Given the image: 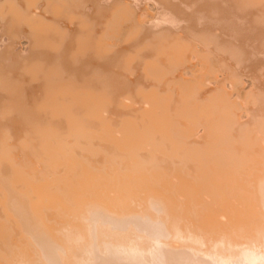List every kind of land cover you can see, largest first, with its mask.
<instances>
[{"label": "bare ground", "instance_id": "6f19581e", "mask_svg": "<svg viewBox=\"0 0 264 264\" xmlns=\"http://www.w3.org/2000/svg\"><path fill=\"white\" fill-rule=\"evenodd\" d=\"M14 1L12 2L11 0L9 3L10 5L8 2L5 4L4 1L3 4L0 3L3 5V9L5 8L8 10L6 12L4 9L6 14H3L4 11L0 9V81L5 80L4 78H10L8 80L12 78L13 80L15 76H19L17 79L20 78V80L18 79L19 82L22 81L19 83V85H22L19 87L22 88L17 90L19 88H16V84H13L15 83L13 82L14 80L11 81L13 83L10 84H12L13 88L15 87L14 89H16L15 91H17L15 93L11 92V94L14 93L12 95H14L13 97L15 99H22L23 101L18 103L13 97H8L6 92L11 89H6L7 91H5L1 85L5 82H0V264H264V110L262 111V109H260V106H264V101L262 102L261 100L264 98L261 96L264 92L261 94L262 91H259L261 97L258 96V93L254 95L255 97L258 96L257 99L259 98L258 101L261 100L262 105L256 101L254 96H249L251 94L248 95L250 91L253 95L255 91L259 90L255 87H259L260 90L264 87V0H142L143 2H139V0H135L134 2L131 0L132 4L131 1L127 0L130 6L126 3L127 6L124 8L125 11L122 8L120 10L121 12L119 10L117 11L116 8L118 9V6L119 9L120 6L124 7V5L121 4L124 0H119L121 2H117L118 4L111 3V7L113 4V10L116 12H113V10L111 12V8L105 3H110L112 0H105L103 2L100 0L101 4L105 3V5L110 8L109 11L106 6L101 5L102 7H106L108 11L105 8H103V10L110 13L107 15L105 14L106 11H104L102 13L103 15L99 14V16L103 17L101 18L102 22H98L100 28L108 31L107 33L112 32V34L119 30L118 34H120V37L114 34L113 36L115 37L112 36V38L110 36L112 34H110L108 35L110 40L106 38L108 37L106 31L105 35L100 33V36H98L99 34H96L100 30L99 26L96 33L88 30L92 28V31H95L97 28L94 24H97L99 19H96L97 21L92 19L96 22L93 24L91 17L88 16L92 15L93 8H98V6L96 7L95 5L96 2H99L98 0H94V2L92 0H87V2L92 1V3H88L91 5L89 8H87L86 2L82 1L87 8V10L84 8V12L89 11L87 15L84 14L83 9L79 15H76V11H73V9L77 10L79 8L80 10L83 7L81 2L78 4V1H75L82 7L77 5L72 10L70 7L69 11V9H66V3L69 1V3L73 5L74 2L72 0H66L65 3V0H61L62 3H60L62 5L59 4V6H63L62 11L65 10L64 12L67 13L68 10L69 13H75V15L73 13V15L71 14L72 18H70V15L67 13L70 19H68V21L67 16L62 14L64 12L61 11V7H58L57 1L59 3L60 0H45L47 3H44V0H41V2L39 0H31L29 5L28 0ZM22 1H24L25 5ZM35 1L41 4H37ZM147 1L149 3V6L148 3L147 6L153 10V13L151 14L150 9H147L150 11L149 14L151 15L144 20L141 19L142 21L140 22L138 14L140 12H147L145 11L147 8ZM11 2L14 6L11 5ZM30 3L32 4L31 6ZM50 3V11L54 9L52 8L53 5H57L55 8H57V10L60 8V12H62L59 14L62 20L58 18V20H56V22L59 21L58 24L54 20L56 19L54 16L58 17V15L52 16L51 13L54 12L52 11L50 13V7L45 6ZM76 3L74 5H76ZM36 4L37 6H35ZM41 5L45 7V10H43ZM16 6L17 8L19 7L20 11L14 8ZM28 6L29 8L32 6L34 8L36 7L35 13L32 12L30 16L27 15L28 13L25 14L26 10L28 12L32 9H29ZM64 6L66 8H64ZM101 6H99V9L94 10L100 11V8H102ZM143 6L144 8L146 6L145 10ZM1 7L2 6H0V8ZM138 7H142V9ZM136 8H138V10L135 13L134 9ZM10 9H12V11H10ZM139 9L141 10L140 12H138ZM41 10H43V12H48V14L50 13L48 18H51L47 20L48 18L46 19V17L48 14L46 13V15H43ZM122 10L125 14L122 13ZM142 10H144V12ZM99 11L96 12V14L102 12ZM130 11H133L137 16L130 17ZM14 12L17 16H14ZM117 12L119 15L121 13L124 14V16L128 14L130 19L127 16L124 17L122 14L119 16ZM33 13L37 16V18L35 16V19L39 20L37 24L35 19L32 20ZM20 14L22 15L20 16ZM4 15L6 16L4 17ZM93 15V18H95L96 15ZM106 15L108 19L110 16L109 20L112 19V22L106 18ZM13 16L17 18L16 20L20 17V20L15 21ZM75 16L77 18L79 16L80 18L77 19L78 22L76 23L74 22L76 21ZM86 16L89 18L88 21L91 22L87 21V23L83 22V24L78 25V23H82L83 20H87ZM7 17H9L10 20L7 24L8 27L13 26L11 29L14 30L15 34L16 32L19 33V36H16L17 34H11L10 31L12 32L13 30H7ZM63 17H66L65 21ZM120 17H124L126 24L123 18L121 20L124 22L123 24L126 30L124 25L121 24L122 22H119ZM10 18H13L15 22ZM104 18L107 19L109 24L105 22L106 19L104 21ZM125 18L131 22L138 21L136 23H139V27L141 26L140 31H137L139 27H137L136 23L132 25L137 28H134L136 32L135 30L133 31V28L130 27L133 23L127 22ZM131 18H133V21ZM23 19H25V21ZM29 19L30 22L28 21ZM50 19H52L53 22H50ZM73 19H75L73 21L75 25L73 22H70V24L73 25L72 27L77 25L80 26H77L80 30L76 27L75 32L83 33L81 30L88 31V33L84 31L81 38H78L80 35L74 32L75 27L68 28L71 27V25H68L69 21ZM117 19L118 22H116ZM259 19H262V22H260ZM22 20L23 22H27L22 23L25 24V26H27V24L28 26L33 24L34 20L35 24L29 26V29L27 27V29H25L24 25L18 24ZM51 23L55 26H59V24H62V27L65 26L63 28L56 26L57 29H59L58 31L53 29V31L55 30L57 33H60V35L59 33L56 34V36L60 37L54 35L51 36L52 38L55 37L52 39L50 36H48L49 38L46 36L50 34L52 30H50ZM102 23L107 26L112 25L111 27L115 26L117 30L113 27L115 30L110 31L111 28L108 30L101 26ZM118 23L120 24L119 27H122L125 33L127 30V32H129L127 28L130 27V32H135V35L131 32V34L133 33L132 36L130 33H127L128 36L125 37L124 31L119 29ZM16 25L22 26V28L18 31ZM35 25H37V27L38 25H40V27L42 26L41 30L40 27L34 29V31L38 30L41 32V34L40 32H38V34H40L42 38L39 37L36 39L35 34H37V31L32 35L34 31L31 27ZM81 25H85L83 26L85 29H83ZM46 26H48L47 28L50 30L48 34H46V32L43 33ZM55 26L53 28H56ZM66 27L70 32L68 29L67 32ZM28 30L31 31V34L28 33ZM62 30H66V32ZM190 32L194 33L191 34ZM6 33L8 34L7 38L5 36ZM65 33H68L66 38L62 36L65 35ZM27 34L35 38H32V40L29 38L31 36H27ZM42 34H45V36H42ZM85 34H87V36L84 37ZM189 34H191V36L196 34V38L199 36L197 41L200 43L203 40V43L200 44H203L202 46H206V48H208L207 45H205L207 43H204V41L213 38L210 40L211 42H208L210 46H214L215 43H211L215 40L216 46H223V50H234L233 53L232 51L228 52H231V55L226 53V58L228 56H233L235 52L237 53L239 57L237 58V55H235L236 58L234 57L235 60L233 59V64H235L234 67H236L237 70L240 69L239 71H241V74L239 72L235 74L239 73L241 76L238 74L240 77L237 75V77H233L231 74L232 76L230 75L229 77H233V81H235L234 78H236V81L244 89L243 91L249 89L246 91L247 95L244 93V96L254 97L253 99H255V102L252 98H249V100L251 99L253 102L251 103L249 101L250 103H248V105H253L254 103V107L251 105V107H253L252 109H254L256 108L255 105L259 104V106L257 105L258 109L252 110L248 107V109L250 108L249 110H252L251 112L247 109V112H250L248 115L245 114L247 113L246 111L243 115L239 113L236 115V110L240 108L239 106H244L245 108L244 103L246 101L241 100L244 96L241 98L236 96L239 94L236 93V90L238 92V90L242 88L238 86L239 88L236 89V85L234 86V83L230 81L229 83L231 84H229L228 81H224L223 84H220L222 83L219 82L221 79L218 80V77H214L215 74L211 73L216 71L215 69L209 70V73L207 66L205 69V66L199 65V63L204 65L205 62L202 63L204 58L206 60L208 57L209 60H211V58L214 57L212 54L213 52L211 53L210 50V54L208 50H205L207 51L205 53L206 57H202V60L199 58L201 60L200 62L196 60L197 57L194 59L197 53V56H202V54L199 53L201 51L200 49H198L197 52V48L200 44L196 46L195 43L198 44V42L193 41V38L189 36ZM202 34H207L208 37H211L207 39V37L204 35L202 36ZM74 35L77 36L79 42L84 38L90 42L93 35L94 37L98 36L92 39L95 40L93 44H87L86 46L91 45V49L95 50L96 47L101 49L103 46L100 47V45L105 44V53L102 52L101 55V51L103 50L101 49L100 51L99 48V50H96L98 51V53L95 52L96 54L89 48L85 49L86 46H83L84 44L82 45V42L87 43V40H83L81 44L77 45L79 49L74 48L76 46V43H74L75 46L73 47ZM11 36L15 37V39H12ZM160 36L161 38L156 40ZM188 36L195 42L194 44H189L191 40L188 39ZM102 37H105L106 42L103 43ZM130 37L134 38L130 40ZM63 38L65 39L62 45L60 41L58 44H55L56 46L54 45V41H57V39L62 40ZM100 38L101 40H99ZM115 38H119V41ZM121 38L124 39L122 40ZM125 38L129 39V42L134 43L135 48H132V51L127 45L129 42L125 43ZM203 38H206V40ZM49 40H53V42L49 43ZM107 40L109 41L108 44ZM111 40L112 42L116 40L115 45L111 44ZM31 42L37 46H33ZM40 42H45L46 46H39ZM95 42L97 43L96 46ZM9 43L12 47L8 49V47H10V45H8ZM143 43H146V45L148 43L150 48L147 47L145 49L142 47H146ZM106 44L109 45V48ZM132 45L133 44H131V46ZM191 46H194V48ZM216 46L211 48L212 51ZM80 47L89 52L81 50L79 54L76 51L78 54L76 53L77 55H75L73 51H75V49L80 50ZM183 47L185 48L183 49ZM143 48L145 50H142ZM203 48L206 49L205 47ZM56 49L58 51H54ZM163 49L164 53L162 52ZM186 49L196 51L197 53L191 51L193 55H190L189 58L188 53V59L186 58L187 53L185 52L188 51ZM157 50H160V54L163 53L161 54L162 56L155 53ZM107 51L109 52L107 53ZM126 51L129 52L127 53ZM215 51L216 50H214V52ZM217 51L218 52L215 54L225 52H222L220 48ZM91 52L93 53L92 55L90 54ZM178 52H181V55L185 53V56L183 55L185 58H178V61L186 60V63L188 60L187 65L191 62L188 67L186 66L183 68L182 64L184 61L182 64L180 63L182 66L178 64L179 67L177 65L176 67L173 66L174 63H172L173 67H171L170 62H175L177 60L175 53L178 55ZM207 53H209L210 56ZM72 54L74 55L72 56ZM128 54L131 55V62H128L129 58L124 60V63L121 62V60L125 59H122V57H125V55L128 56ZM181 55L179 53L178 56L180 57ZM218 56H215L216 58L214 57V59L216 60ZM97 57L99 58L97 59ZM58 58L61 61V65H63L61 67L64 68L65 75L73 79L72 83L75 82L74 80H84L85 78L82 79V77H85V75L88 76L86 73L89 71V73L93 74L92 76L97 74V78L98 72L101 71L103 74H106L100 76L99 79L97 78V82L102 84L103 90H101L102 87L100 86L102 92H104L105 89H109L108 86L104 87V84L111 83L112 81L113 86L111 84L108 85L114 87L110 88L116 92L120 89H124V84H128L127 86H129V84L138 85V88H135L134 85H130L134 90H148L147 92L145 91L146 94L141 95L145 93L143 91L140 94L141 96L138 95L140 91L137 93L138 97H144L143 100H141L143 101V105L140 104V101L139 104L135 103L136 101L138 102V100H134L133 97H128L132 95L128 94L127 90L129 88L127 89V87L125 90V92L127 91L126 93L122 92L124 90L117 92L118 95L119 93L122 95L128 94V98L125 95L126 99L120 95V97L122 96L123 98L121 99L119 97L120 103H117V99L109 100L110 97L113 98V96L107 94L109 96L108 98L105 95L106 93L102 92L98 94L100 98L106 97L104 102L108 103L111 101L112 103H93L95 100L92 101L91 99L92 103H90L89 99V101L80 102V99H87L89 98L88 96H92V93L95 94L97 87H99L96 83L94 86L96 90L94 88L91 89L95 91L90 90L94 92L89 94L88 91L82 90L84 91L83 94L88 92L89 95L87 93H85V95L78 94L81 90L78 88V90H80L78 91L76 88L77 86L75 87L77 94L73 91V86L71 88L68 87L72 92L70 91L69 93L68 91L67 93L70 95L68 94L67 96L54 95L56 91H54V94L51 93L53 95H46V93L44 94L46 90L42 94L41 89L44 90L46 86L44 85V89L41 88L42 84L40 83L43 77L41 74L38 75L37 71H40L42 68L47 70L46 66L48 65L49 68V64H51L50 70L52 71V67L58 64L54 62ZM224 58L219 56L218 59H223V61L220 60L218 62L220 63L222 61L225 63L226 60H229V63L233 57H231V59ZM190 59L198 61L199 67L196 65L198 68L195 67L194 64V68L198 71L193 69L192 62L194 60L190 61ZM236 59L239 60L236 61ZM240 61L241 64L239 63ZM52 62H54V64ZM126 62L132 63L128 66L130 68L129 70H131V72L128 71L131 73V77L127 76L128 67H126ZM213 62L215 61L213 60ZM222 62L220 63L221 65H223ZM122 63L127 68V70L125 68V73L122 71L124 69L121 71L118 70L123 66ZM176 63L178 62L176 61L175 64ZM120 64H122V66H119ZM239 64L241 67H239ZM30 65H34V67L31 68L32 72L30 71ZM114 65H117L116 67L119 66V68H116L117 72L115 74L112 72L114 77H112V74V76L107 75V73H109L108 70ZM215 65H218V63ZM231 65L232 62L229 65L230 68ZM28 66H30L28 68L29 72L26 73H34L35 75V77L31 75L32 77H30V79L27 74L21 75V72H23L22 69ZM167 66H170L168 69L173 68L176 71L178 68H192V73L196 71L195 74H199V68L201 70V67H204L202 69L214 75L212 81L216 79L215 81L217 82L218 80L221 85L219 86L218 82H215L218 84V87H216L213 83L215 85L213 88L216 90L209 89V91L215 90L217 97L214 95V97H216L214 98L212 97L213 94L211 95V93L215 91H208V94L206 92L205 94L203 93V95L206 97L209 96L212 100L208 101L209 99L207 100L203 97V101L205 102V100H207L208 103H201L199 99H202L200 96L203 95L200 94V96H197L195 94H199V92L196 91L199 89L201 92L206 91L204 88L201 90V87L203 83L205 84L209 81L208 78H210L211 75L203 70L204 74L207 73L206 75L209 77L207 78L206 75L199 74V78H205V80L207 78V80L202 81L203 83L200 81V85L198 83V87L200 88H198L195 86V83L197 85V81H199L198 75L196 76L197 78L193 76L192 82H195L193 86L195 90L193 89V91L191 90L192 87H190L193 84L191 80L187 79L192 73L183 76L182 74L184 71H179L182 73L181 77L184 79L179 78L180 75L179 77L177 75V79H183L181 81H184L185 77H187L186 79L189 81L187 84L185 80L186 85L192 84L188 87L185 86L187 89L190 87L191 89L189 88L188 90L193 92L191 96L194 95L196 97H192L190 100H198H195L196 102H191L193 104L190 102L187 103L189 98L186 95L190 91L187 90L188 93L184 94L185 90L180 92L181 90H177L178 87H171L172 84H169L170 86L167 84V89H176L177 91L175 90V94L180 92L177 96H179L178 98L181 99L182 102L180 101V103H178L179 99L177 97L178 100L172 101L171 96L173 98L174 94L170 92H173V89L170 91L168 90V94L170 93L171 96H167L168 94L165 96L163 93L165 90H163V92L161 91L163 88H159L161 86L159 83H168V81L165 80L166 78L164 79V77H167L166 74V76L163 75L164 77H162L161 74L163 79L159 76L157 77L158 79L156 80L160 82L155 83L153 79L157 86L155 85V88H151L153 85H150L153 83V80H151L152 78L150 79V77L161 73L156 72L159 74H155L156 70H167ZM218 67H215L217 71L222 67L224 68V66ZM53 68L57 69L56 67ZM208 68L211 69L209 65ZM225 68L223 70L220 69V71H229ZM58 69L60 68L58 67ZM92 69L97 70L94 72ZM174 70L173 72H171L172 70L168 71L174 75L177 73ZM191 70L189 72H191ZM231 70H234V68ZM24 71H26V69ZM42 71L43 70H41V72ZM53 71L57 72L58 70L53 69ZM168 71H166V73ZM187 71L184 73H187ZM47 72L49 73L48 70L42 73L48 75ZM179 72L178 74H180ZM62 73L63 72H61V75ZM122 74L123 76H121ZM124 74H126V76H124ZM226 74H228V72L218 75H223L224 78ZM168 75L171 74L169 73ZM48 76H51V74ZM90 76L87 79L94 80L95 77L90 78ZM46 77L44 78L46 79ZM171 77H175V75ZM31 78L34 79L32 80ZM39 78L40 80H38ZM17 79H15V81ZM50 79L54 81L53 77ZM57 79L55 78V80ZM87 79H85V83ZM177 79L174 78L173 80L175 81ZM211 79L212 78H210V82ZM18 80L16 81L17 83ZM47 80H49V78L45 80V83ZM59 80L62 81L63 79H58V81ZM173 80L169 82L173 83ZM225 80L232 79L228 78ZM89 81L87 83L92 85V81ZM149 81L151 84L149 83V85H146ZM69 82L71 84V80H69ZM103 82L105 83L103 84ZM177 83L180 89V85L184 86V83L178 81L174 83V86ZM208 83L209 82L206 83L208 86L204 85L203 87L206 86L207 88L212 85V82L210 84ZM83 85H81V87L84 89L89 86V84L87 86ZM53 86L54 85H51L50 87ZM55 86L53 88H57ZM231 86L235 88H230ZM186 87L184 88L186 89ZM8 88L11 87L8 85ZM68 88L65 90H69ZM150 88L154 92L150 93ZM251 88H255V90H253L254 92H252ZM224 89L225 93H221V90L224 91ZM65 90L61 91L65 92ZM226 90L235 91L236 94L234 95L228 91L230 96L233 94L230 98ZM49 91H47V93H49ZM64 92L62 94H64ZM111 92L109 90V94ZM132 92L134 93V91ZM97 93L98 91H96V94ZM101 93L105 96H102ZM158 93H160V95ZM181 94H183L182 97H180ZM6 95L8 99L10 98L9 101L13 98L12 100L17 102L18 105L15 106H18V109L4 108L7 106L6 104L9 105L8 102L5 103L4 98H6ZM188 95L190 96V94ZM163 96L165 97L163 98ZM233 96L237 97L234 99L240 98L239 100H241L242 103L245 102L243 104L239 100H233L232 102ZM40 97H42V99ZM92 97L94 98L96 95ZM134 97H136V95ZM198 97L200 98L198 99ZM39 98L41 100H38ZM75 98L79 99L77 103H75L77 100L73 101ZM129 98L130 100L132 99L131 101H135V104L133 102L131 103V101L128 102ZM213 98L218 102L216 103L214 101L215 103H212L214 100ZM246 98L248 97H244V99ZM70 99H73L72 103L68 102ZM98 99L99 97H96V102H98ZM217 99H220L221 102ZM114 100H117L116 103H113ZM124 100L126 103L123 102ZM170 100L171 102L178 101L176 102L177 104L174 103L175 109L173 110L168 109L173 105ZM236 101H239L241 105L239 102L235 103ZM197 102L201 103L198 108L203 109H190L189 106H198ZM11 103L15 102L11 101ZM103 107L107 109L104 108V110H101ZM109 107L118 109L125 107L128 108V110H108ZM185 107H189L190 110H182ZM207 107H211L212 110H204ZM83 108L85 109L82 110ZM129 108H132V110H129ZM176 109L178 111H176ZM232 109L236 110L233 111ZM82 114L83 117L84 114L93 115V118L89 121L88 118L84 119L79 116ZM175 114L181 117H173ZM196 114L205 115V119L208 117H206L207 114L209 117L210 115L214 116V114L216 116H220V114L224 116L220 118L215 117V119H213V117L211 121L210 118H208L209 120L207 121L209 122L205 124L206 127L202 126V123H198L199 120H196L198 118ZM53 115L59 116L60 119H65L66 125H63V128L59 127L57 122V119H59L58 117L56 119V126ZM63 116H65V118ZM176 118H179V120H176ZM181 118H185V123L181 122L183 121ZM72 120V127H69ZM84 120H87V123L89 122L88 125L86 124L84 126ZM205 121L206 120L203 122ZM222 121H224V123H222ZM77 122L78 126L73 127ZM199 122H202V120ZM61 123L63 124L62 121ZM217 123L221 124V127L218 126L219 124ZM72 128L75 131H71ZM73 132H76V136ZM62 134L67 136V138Z\"/></svg>", "mask_w": 264, "mask_h": 264}, {"label": "crops", "instance_id": "0c3cea01", "mask_svg": "<svg viewBox=\"0 0 264 264\" xmlns=\"http://www.w3.org/2000/svg\"><path fill=\"white\" fill-rule=\"evenodd\" d=\"M3 1L5 2V4H7L6 2H8V4H9L11 0H7V1H5V0H0V3L3 4ZM13 1H14V0H12V2H13ZM39 1L41 2V0H39ZM47 1H48V0H47ZM62 1H64V0H62ZM67 1H68V0H67ZM72 1L74 2L73 5L76 3L75 1H78V4H80L79 2H81V4H82L83 7H82L81 5H78L77 3H76V5L73 6L71 3H69V1H68L69 4L66 3V0H65V3L67 4V8H66L65 6H64V8L69 9V11H70V7H71V10H72L75 6H77V5H78L79 7H82L80 10H79V8H78L77 10L73 9L74 12L76 11V12H75L76 15H79V13L82 11V9H83V12H84V10H85L84 8H86V6H87V8L91 7V5H89L90 2H91V3H92V1L94 2V0L89 1V2H87V0H81V1H79V0H72ZM82 1L86 2V6H85V3L83 4ZM96 1H97V0H96ZM96 1H95V2H96ZM98 1H99V2H96V3H95L96 7L98 6L97 9H99V6H101V5L107 7V5H105V3H106V4H108V7L111 8V12H112V10L114 9L113 4H112V7H113V8L111 7V3L118 4L117 2H121V1H119V0H116V1H115V0H114V1L112 0L110 3H109V2H105V3L101 4L100 2H101V1L103 2V1H105V0H101V1L98 0ZM122 1H123V0H122ZM124 1H125V2H124ZM124 1L121 2V4L124 5V7H123V6H122V7L120 6V9H119V6H118V9H117V8H116L117 5H116L115 8H116L117 11H118V10L120 11L122 8L124 9V8L127 6V4H128L127 0H124ZM128 1H131V0H128ZM132 1L135 2V0H132ZM132 1H131V4H132ZM137 1H138V0H137ZM137 1H136V2H137ZM12 2H11V5H13ZM14 2H16V1H14ZM20 2H21V1H20ZM22 2L24 3V1H22ZM29 2H31V0H28V5H29ZM33 2H34V1H33ZM40 2H38V3H40ZM43 2L45 3L46 1L44 0ZM51 2H52V1H51ZM60 2H61V0L59 1V3H58V1H57V4H58V7H61V11H62V7H63V6H59V4L62 3V2H61V3H60ZM139 2H143V1H142V0H139ZM35 3H37V1H35ZM35 3H34V4H35ZM38 3H37V4H38ZM46 3H47V2H46ZM88 3H89V4H88ZM126 3H127V4H126ZM144 3H145V2H144ZM147 3H148V1L146 2V6H147ZM34 4H33V5H34ZM37 4H36L35 6H37ZM40 4H41V3H40ZM52 4H53V3H52ZM109 4H110V6H109ZM9 5H10V4H9ZM22 5H23V4H22ZM24 5H25V3H24ZM31 5H32V4L30 3V6H31ZM50 5H51V3H50L49 5H45V6L50 7ZM61 5H62V4H61ZM68 5H69V6H68ZM128 5L130 6V4H128ZM143 5H144V4H143ZM0 6H2L0 9H1L2 11H4L5 8L3 9V5L0 4ZM13 6H14V5H13ZM13 6H11V7H13ZM55 6H57V5H55ZM55 6H54V5L52 6V8H54V9L52 10L54 13H51V12H52V11H50V10H51V7L49 8V11H50V13H51L52 16H53V15H58V17H57V16H54V17L56 18V19H54L55 22H56V20H58V19L61 18V17H59V14H61V13L64 12L65 10L62 11V12H60V8H59V10H57V8H55ZM84 6H85V7H84ZM114 6H115V5H114ZM129 6H128V7H129ZM146 6H145V8H146ZM148 6H149V3H148ZM148 6H147L146 10H145V8H144V6H143L144 10L147 11L146 13L144 12V10H142L144 13H141V12H140V11H141L140 9H142V7H138V8H140L139 11H138V12H140V13H139L140 15L138 14V18H140V22L142 21L141 19L144 20L145 18H147L148 16H150V15L153 13V12H152L153 10L150 9ZM8 7H9V6H8ZM11 7H10V8H11ZM41 7H42V5H41ZM101 7H102V6H101ZM106 7H102V8H100V9H101L100 11H102L103 8H105V9L107 10L108 7H107V8H106ZM14 8H17V6L14 7ZM23 8H24V7H23ZM28 8H29V6H28ZM28 8H27V9H28ZM31 8L33 9L34 7L32 6ZM31 8H29V9H31ZM35 8H36V7H35ZM35 8H34L33 11H32V9H31V11L29 10L28 12H27V10H26L25 14L28 13L27 15L30 16V14H32V12L35 13ZM42 8H43V10H45V7H42ZM87 8H86V10H87ZM110 8H108L109 11H110ZM131 8H132V7H131ZM138 8L134 9V12H135V13H136V11L138 10ZM8 9H9V8H8ZM12 9H13V8H12ZM12 9H10V11H12ZM18 9H19V7L17 8V10H18ZM25 9H26V7H25ZM25 9H24V10H25ZM46 9H47V8H46ZM94 9L97 10L96 8H93V11H92L93 13H92V15L95 14L97 18H96V17L93 18L94 15H93V16H92V15H89L88 17H91V20H92V19H93V20L95 19V21H97L96 19H99V20L97 21V24H94V23H96V22H94V21L92 20V23L95 25V27H97V28H96L97 30L95 29V31H94V30L92 31V28H91V29H88V27H87V29H88V30H91V32H95V33H96V32L98 31V29L100 28V24H99V23L102 22L101 18H103L102 16H99V14L103 15L102 13H103L104 11H106V10H103L102 12H100V11L98 10L100 13H97V14H96V12H98V11H95ZM147 9H148V10L150 9L151 14H149L150 11H148ZM1 10H0V11H1ZM13 10H15V9H13ZM24 10H23V11H24ZM43 10H41L43 15H46V13L48 14V12H43ZM47 10H48V9H47ZM54 10H56L57 13H56V11H54ZM88 10H89V9H88ZM108 10H107V11H108ZM132 10H133V9H132ZM5 11L7 12L8 10L5 9ZM5 11L3 12V14H6ZM19 11H20V9H19ZM107 11H106L105 14L109 15L110 12H107ZM124 11H125V9H124ZM127 11H128V10H127ZM21 12H22V11H21ZM29 12H30V13H29ZM36 12H37V10H36ZM74 12L69 13L68 10H67V13H68L70 16H69L66 12H64L65 14H64V13H62V14L65 15V16H67V21H68V19H69L68 16H69L70 18H72L71 14L73 13V14L75 15ZM113 12H116V11L113 10ZM120 12H121V11H120ZM134 12H133V11H132V12L130 11L129 16H130V17H131V16H134V17H135L136 14H135ZM138 12H137V13H138ZM9 13H10V12H9ZM14 13H15V12H14ZM17 13H18V11H17ZM34 13H33V18H32V20L35 19V16H36ZM50 13L47 15L46 19L48 18V16H50ZM117 13H118V12H117ZM117 13H116V15H117ZM122 13L125 14V12H123V10H122ZM122 13H121V14H122ZM23 14H24V13H23ZM25 14H24V15H25ZM73 14H72V15H73ZM84 14H85V15L89 14V11H88V12L85 11ZM84 14L82 13L83 16H84ZM105 14H104V15H105ZM121 14H120V15H121ZM124 14H122V15L124 16ZM131 14H132V15H131ZM12 15H13V14H12ZM21 15H22V14H20V16H21ZM97 15H98V16H97ZM107 15H106V18L108 19ZM118 15H119V13H118ZM120 15H119V16H120ZM5 16H6V15H4V17H5ZM7 16H9V15H7ZM10 16H11V15H10ZM14 16H17V14L15 13ZM14 16H13V18L15 19V21H19V20H20V19H19L20 17L18 18V20H16L17 18L14 17ZM29 16H28V17H29ZM126 16L129 17L128 14L125 15L124 17H126ZM136 16H137V15H136ZM139 16H140V17H139ZM25 17H27V16H25ZM39 17H40V16H39ZM41 17H42V16H41ZM75 17H76V16H75ZM84 17H85V16H84ZM84 17H83V18H84ZM86 17H87V16H86ZM88 17H87V20H85V21L83 20L82 23H78V25H79V24H83V22H84V23H85V22L87 23V21H88V19H89ZM98 17H100V18H98ZM124 17H122L123 20H124ZM130 17H129V19H130ZM13 18H10V19H12V21L15 22ZM36 18H37V16H36ZM49 18H51V17H49ZM49 18H48L47 20H49ZM57 18H58V19H57ZM78 18H79V16H78ZM78 18L76 17V21H74L75 19H73L72 21H69L68 25H71V27H68V26H67L69 29L75 27L74 32H75L76 27H77L78 25L72 27L73 25L70 24V22H73V21H74V22L76 23V22H78V20H77ZM106 18H104V21H105ZM111 18H112V16H111ZM122 18L120 17L119 22H120V21L122 22V20H121ZM138 18H136V19H138ZM27 19H28V18H27ZM30 19H31V18H30ZM30 19L28 20L29 22H30ZM40 19H41V18H40ZM63 19H64V21H65L66 17H63ZM79 19H80V18H79ZM107 19H106L105 22H107ZM109 19H110V16H109ZM109 19H108V20H109ZM125 19L127 20V22L129 21L127 18H125ZM134 19H135V18H134ZM7 20H8V21H7L6 25L8 24V22H10L9 17H7ZM23 20L25 21V19H23ZM23 20H22L20 23H18V24H19V25H24V26H25V24H22V23H27V22H23ZM35 20H36V19H35ZM35 20H34V21H35ZM60 20H62V19H60ZM69 20H70V19H69ZM81 20H82V17H81ZM113 20H115V19H113ZM131 20L133 21V18H131ZM138 20H139V19H138ZM12 21H11V22H12ZM26 21H27V20H26ZM34 21H33V24H31V25H34V24H35ZM36 21H37V22H36V24H37V23L39 22V20H36ZM40 21L42 22V19H41ZM51 21H52V19H50V22H51ZM67 21H66V23H67ZM109 21L112 22V19L109 20ZM134 21H135V20H134ZM43 22H44V20H43ZM47 22H48V21H47ZM52 22H53V21H52ZM60 22H61V21H60ZM74 22H73V23H74ZM80 22H81V21H80ZM88 22H91V21H88ZM98 22H99V23H98ZM105 22H104V23H105ZM116 22H118V19H117ZM124 22H125V20H124ZM124 22H122L121 24L124 25V24H123ZM130 22H131V21H129V23H130ZM136 22H138V21H136ZM136 22H131V23H133V24H131L130 27L133 28V31L135 30L134 28H136V27H135V26H132V25H135L134 23H136ZM31 23H32V22H31ZM56 23L58 24L59 21L56 22ZM64 23H65V22H64ZM64 23H63V24H64ZM66 23H65V25H66ZM75 23H74V25H75ZM92 23H91V24H92ZM104 23H102V24H104ZM107 23L109 24V22H107ZM113 23H114V22H113ZM10 24H11V23H10ZM12 24H13V23H12ZM44 24H45V23H44ZM51 24L53 25V23H51ZM51 24H50V25H51ZM88 24H90V23H88ZM102 24H101V26L107 28L108 30L111 28L110 31H114V30L117 28V27L113 26V27L115 28V29H114L113 27H111L112 25H110V26L108 25V26H107L106 24H104V25H105V26H104V25H102ZM115 24H116V23H115ZM118 24H119V23H118ZM125 24H126V22H125ZM127 24H128V23H127ZM138 24H139V23H136L137 27H139ZM31 25H29V26H31ZM46 25H47V24H46ZM52 25H51V27H50V30L52 29L51 31L47 28L48 26H46L45 31H43V33L46 32V34H48L49 31H50V34L46 35L47 37H48V36L51 37V36H54V35L56 36V34L59 33V32L57 33V31L59 30V29H57V27H59V28H63V27H65V26L62 27V26H61L62 24H61V25L59 24V26L56 25L57 27H56L55 25H53V27H54V26L56 27V28H53ZM16 26L18 27V29H17L18 31L22 28V26H18V25H16ZM16 26H15V27H16ZM24 26H23V27H24ZM29 26H28V24H27V26H25V29H27ZM81 26H82V25H81ZM83 26H85V25H83ZM83 26H82V28H83ZM98 26H99V28H98ZM116 26H117V25H116ZM119 26H120V24L118 25V27H119ZM126 26H127V25H126ZM6 27H7V30H9V29H10V30H13V29H11L13 26H9V27H8V25H7ZM26 27H27V28H26ZM39 27H40V25H38V27H37V25H35V26L31 27V28H32L33 31H34L35 28L37 29V28H39ZM41 27H42V26H41ZM41 27H40V30H41ZM67 27H66V30L68 29ZM78 27H80V26H78ZM78 27H77V29L80 30V28H78ZM91 27H93V26H91ZM95 27H94V28H95ZM130 27L127 28V29H129V32H127V31H128V30H127L126 33H125V31H124V29H123L122 27H119V29H120V30L122 29V30L124 31V33H125V37L128 36L127 33H130L131 36L133 35V33H134V35H135L136 30H135V32L131 31V32H133V33L131 34V32H130ZM82 28H81V29H82ZM89 28H90V27H89ZM94 28H93V29H94ZM124 28H125V30H126L125 25H124ZM28 29H29V28H28ZM53 29H55V30H57V31H55V30L53 31ZM69 29H68V30H69ZM83 29H85V27H84ZM136 29H137V28H136ZM140 29H141V26L139 27V30H137V31H140ZM43 30H44V29H43ZM66 30H62V31H63V32H64V31L66 32ZM68 30H67V32H68ZM116 30H117V29H116ZM131 30H132V29H131ZM186 30H187V29H186ZM15 31H16V29H15ZM28 31H29V30H28ZM28 31H26V32H28ZM35 31H37V32H36L37 34H35L36 39L39 38V37H41V35H40L41 32L38 31V30H35ZM35 31L32 32V35H33V33H35ZM60 31H61V29H60ZM81 31H83V33H84V31H85V33H86V32L88 33V31H86V30H81ZM105 31H106L105 29L100 28V30H99L96 34H99L98 36H100V33H102V34L105 35V34L108 32V31H106V33H105ZM184 31H185V29H184ZM8 32H9V31H8ZM38 32H40V34H38ZM69 32H70V30H69ZM78 32H80V31H78ZM115 32H116V33L113 32V34H112V32H109V33H107V36L110 35V34H112V35H110V36L112 37L114 34H117V35H119V37H120V34H118L119 30H118V31H115ZM121 32H122V31H121ZM121 32H120V33H121ZM10 33H11V34H15L14 30H13L12 32L10 31ZM28 33L31 34V31H29ZM75 33H77V31H76ZM80 33H81V34H80ZM80 33H77L78 35H80V37H78V38H81V37H82L81 35H83L82 32H80ZM89 33H90V31H89ZM95 33H94V34H95ZM122 33H123V32H122ZM122 33H121V35H122ZM124 33H123V35H124ZM137 33H138V32H137ZM188 33H189V32H188ZM190 33H191V32H190ZM192 33H194V32H192ZM192 33H191V34H192ZM16 34H17V35H16ZM16 34H15L16 36H19V35H18L19 33L16 32ZM30 34H29V35L27 34V36H31ZM67 34H68V33H65V35H62V36H65V38H66V36H68ZM73 34H74V33H73ZM77 34H76V35H77ZM91 34H92V33H91ZM102 34H101V35H102ZM178 34H180V33H178ZM191 34H189V36H191ZM7 35H8V34L6 33V34H5L6 38H7ZM43 35L45 36V34H42V36H43ZM59 35H60V33H59ZM88 35H90V34H88ZM117 35H116V36H117ZM176 35H177V34H176ZM195 35H196V34H194V36L192 35L191 37L193 38V37H195ZM203 35H204L205 37H207V39H209V37H211V36L208 37L207 34H206L207 36H206L205 34H202V36H203ZM62 36H61V38H62ZM85 36H87V34H85L84 37H85ZM91 36H92V35H91ZM95 36H96V35H95ZM98 36H97V37H98ZM189 36H188V39L191 40V38H190ZM200 36H201V35H200ZM35 37L31 36V37H29V38L32 39V38H35ZM56 37H60V36H56ZM75 37H76V38H75ZM89 37H90V36H89ZM97 37H94V35H93V37H91V38H92V39H95V38H97ZM113 37H115V36H113ZM113 37H112V38H113ZM117 37H118V36H117ZM198 37H199V36H198ZM198 37H197V38H198ZM11 38H12V39H15V37H13V36H11ZM41 38H42V37H41ZM43 38H44V39H47L46 37H43ZM48 38H49V37H48ZM51 38H52V37H51ZM54 38H55V37H54ZM54 38H52V39H54ZM65 38H63L62 40H58V39H60V38H58L57 41H54V45H55V44H58L59 41L61 42V45H62V43H63V41H64ZM78 38H77V36H75V35L73 36V47L75 46L74 43H76V46H75L74 48H78V47H79V46H77L78 44H81V42H82L83 40H87V39L84 38L82 41L79 42V39H78ZM106 38H109V36L106 37ZM127 38H128V37H127ZM130 38H131V37H130ZM133 38H134V37H132L130 40H132ZM160 38H161V36L158 37L156 40H158V39H160ZM31 39H30V40H31ZM44 39H43V40H44ZM74 39H75V41H74ZM76 39H77V40H76ZM89 39H90V38H89ZM92 39H91V40H92ZM102 39H103V40H102L103 43L106 42V41H105V37H104V38L102 37ZM115 39L119 41V38H118V39L115 38ZM121 39H122V38H121ZM123 39H124V38H123ZM123 39H122V40H123ZM203 39L206 40V38H203ZM211 39H213V38H211ZM211 39H210V40H211ZM32 40H33V39H32ZM91 40H90V42H89V40H87V41H86L87 43H83V42H82V45L84 44L83 46H86L87 44H93V41H95V40H92V41H91ZM96 40H97V39H96ZM99 40H101V38H100ZM99 40H98V41H99ZM109 40H110V38H109ZM116 40H115V42L113 41L114 43H113L112 40H111V44L115 45ZM122 40H121V41H122ZM127 40H128V41H127ZM40 41H41V40H40ZM46 41H48V40H46ZM46 41H45V42H46ZM102 41H101V42H102ZM124 41H125V43H127V42H129V39H126V38H125ZM202 41H203V40H202ZM33 42H34V41H33ZM33 42H31V43L33 44ZM35 42H37V41H35ZM45 42H44V43L40 42V44H39V43H38V44H39V46H46V45H45V44H46ZM51 42H53V40H52V41L49 40V43H51ZM108 42H109V41L107 40V44H108ZM122 42H123V41H122ZM95 43H96V42H95ZM95 43H94V44H95ZM99 43H100V42H99ZM117 43H118V42H117ZM148 43H149V42H148ZM148 43H147V45H146V43H143V44L146 45V47H145V46H142V47H144L145 49H146L147 47L150 48L149 45H148ZM153 43H154V42H153ZM153 43H152V44H153ZM12 44H13V43H12ZM36 44H37V43H36ZM52 44H53V43H52ZM107 44H106V46L108 47L109 45H107ZM131 44H133V45L131 46ZM149 44H150V43H149ZM8 45H10V43H9ZM8 45H7V46H8ZM96 45H97V43L95 44V46H96ZM104 45H105V44H104ZM104 45H100V47L103 46V47L101 48L103 51H101V49H100L99 47H96L97 49L95 48V50H94V49H91V48H92L91 45H88V46H91V47L86 46L85 49H88V48H89V49H91V51L93 50L94 53H95V52L98 53V51H96V50H99V49H100V51H101V55H102V52L106 51V49L104 50ZM127 45H128V47H130V50H131L132 48H133V49L135 48V47H134L135 45H134L133 42H129V44H127ZM129 45H130V46H129ZM33 46H37V45H34V44H33ZM48 46H49V45H48ZM48 46H47V47H48ZM55 46H56V45H55ZM11 47H12V45H10V47H8V49L11 48ZM53 47H54V46H53ZM59 47H60V44H59ZM110 47H112V46H110ZM128 47H127V48H128ZM136 47H137V46H136ZM51 48H52V47H51ZM51 48H50V49H51ZM74 48H73V49H74ZM82 48H83V47H82ZM98 48H99V49H98ZM105 48H106V47H105ZM108 48H109V47H108ZM144 48H143L142 50H145ZM53 49H55V48H53ZM57 49H59V48H57ZM57 49L54 50V51H58ZM78 49H79V48H78ZM81 50H84V49H81V47H80V50L75 49V51H73V53L75 52L74 54L77 55V54L79 53V51H81ZM130 50H129V51H130ZM76 51H77L78 53H77ZM85 51H87V50H84V52H85ZM100 51H99V52H100ZM129 51H126V52L128 53ZM131 51H132V50H131ZM84 52H83V53H84ZM87 52H89V51H87ZM108 52H109V51H107V53H108ZM57 53H58V52H57ZM76 53H77V54H76ZM80 53H81V52H80ZM80 53H79V54H80ZM104 53H105V52H104ZM130 53H131V52H130ZM74 54H72V56H73ZM90 54L92 55L93 53L91 52ZM95 54H96V53H95ZM97 55H98V54H97ZM99 55H100V54H99ZM93 56H94V55H93ZM126 56H127V55H125V57H124V56L122 57V59H123V58H125V59L121 60V62L124 63V60H126V59H128V58L130 59V57H131V55H129V54H128L127 58H126ZM98 58H99V57H97V59H98ZM56 60H57V62H56ZM56 60H55L54 62H55V63H58V64H57V66H55V65H56V64H55L53 67H56L57 69H55V68L52 67V71H53V69H54V70H58L57 72H55V71L52 72V71L50 70V68H51V64H49V65H50L49 68H48V65L46 66V69L49 71V73L51 74V76H48V75H50L48 72H47L48 75L42 73V72L47 71V70H45V68H42V69L39 68L40 71H37V72H38V75L41 74V76L43 77V78L41 79L42 81H41V83H40V84H42V85H41V88H43L44 85L46 86V88H48V89H46V88L44 89V88H43L44 90L41 89L42 94H43V92L46 90V91L44 92V94L46 93V95H49V94H51V93L54 94V93H55L54 91H56V93H55L54 95H57V94H58V95H61V96H62V95L67 96V95L70 93V91H71V90L69 89V88H71V84H77V85H79V86H80V85H83V84H85V79L89 78V76H90V74H91V73H89V72H90V71H89V72L86 73V74H88V76L85 75V77H82V79L85 78L84 80H78V81L74 80L76 83H75V82L72 83V80H73V79H71L68 75H65V73H64V72H65V71H64V68L61 67V66H63V65H61V63H60L61 61L59 60V58L56 59ZM58 60H59V62H58ZM54 62H52V63L54 64ZM59 63H60V64H59ZM123 63H122V64H123ZM122 64H120L119 66H122ZM34 65H35V64H34ZM34 65H32V66L30 65L31 67H30V66H28V67H26V68L24 67V68L26 69V71H24L25 69L23 68L22 71H23L24 73L21 72V75H23V74H27L26 72H29V69H28L29 67H30V71H31V68L34 67ZM35 66H36V65H35ZM116 66H117V65L112 66V67L110 68V69H112V70L109 69V70H108L109 73H107V75H111V74L113 75V73L115 74V73L117 72V71H116V68H119V66H118V67H116ZM123 66H124V64H123ZM123 66H122V67H123ZM58 67H59L60 69H58ZM114 67H115V68H114ZM122 67H120L118 70H120ZM94 68H95V67H94ZM113 68H114V69H113ZM27 69H28V71H27ZM33 69H35V68H33ZM37 70H38V68H37ZM41 70H43V71L41 72ZM59 70H60V71H59ZM92 70L95 72L97 69H96V70H95V69H92ZM33 71H34V70H33ZM50 71H51V72H50ZM93 71H91V72H93ZM120 71H121V70H120ZM31 72H32V71H31ZM37 72H35V73H37ZM40 72H41V73H40ZM54 72H55V73L60 72V73L55 74ZM61 72H63L62 75H61ZM112 72H113V73H112ZM53 73H54L55 75H54ZM96 73H97V72H96ZM52 74H53V75H52ZM63 74H64V75H63ZM94 74H95V73H94ZM100 74H101V75H100ZM31 75L35 77L34 73H33V74H30V73H29V74H27V76H29V79H30V77H32ZM38 75H37V76H38ZM56 75H57V76H56ZM59 75H60V76H59ZM92 75H93V74H91V76H92ZM96 75H97V74H95V75L92 76V77L90 76V78H94V77L96 78ZM103 75H106V74H103L101 71H99V72H98V76H97V78L99 79V77H100V76H103ZM112 75H111V76H112ZM46 76L49 78V80H47L48 82L46 81V83H45V80L48 79ZM54 76H56V77H54ZM86 76H87V77H86ZM111 76H109V77H111ZM17 77H19V76H15V77L13 78L14 81L12 80V78H11V80H8V79H10V78H4L5 80H1V81H0L1 83H2V81L5 82V83L3 82L4 84H1V83H0V84L3 86L2 88H3L5 91H7V90H9V89L12 90V91L10 90V91H7V92H6L7 95H8V97H10V98L14 96V95H12V94H14L15 92H17V91H15L16 89H14L15 87H16V88H19V89H17V90H20V89L22 88V87H19V86L21 85V84L19 85V83H21L22 81L19 82L20 78H18V79H19V80H18ZM44 77H46V79H45ZM52 77L54 78V81L50 79V78H52ZM112 77H114V75H113ZM55 78H56V79H57V78H58V79H63V80H62V81H61V80L58 81V79L55 80ZM64 78H67V79H64ZM95 78H94V80H93V79H91V80L89 79L90 81H89L88 79H87V80H88L89 82L92 81L91 83H93V81H94V83H97V80H98V79L96 78V81H95ZM15 79L18 80V83L16 82L17 80L15 81ZM31 79H32V78H31ZM33 79H34V78H33ZM33 79H32V80H33ZM44 79H45V80H44ZM6 80H7V81H6ZM38 80H40V78H39ZM43 80H44V82H43ZM65 80H66V81H65ZM67 80H68V82H67ZM69 80H71V84H70ZM87 80H86V83L88 82ZM8 81H10V82H8ZM11 81H13V82H15V83H13V82H11ZM52 81H53L54 83H53ZM80 81H81V82H80ZM82 81H83V82H82ZM10 83L16 84L15 87L13 88V85L10 84ZM63 83H64V84H63ZM79 83H80V84H79ZM46 84L48 85V87H47ZM60 84H61V85H60ZM67 84H68V85H67ZM8 85H9V87H11V88H8ZM51 85H54V86L56 85L55 87H57V88H53L54 86H53V87H50ZM58 85H59V86H58ZM64 85H65V86H64ZM69 85H70V86H69ZM21 86H22V85H21ZM4 87H5V88H4ZM68 87H69V88H68ZM67 88H68L69 90H65V89H67ZM6 89H7V90H6ZM49 89H50V91H49ZM52 89H53V90H52ZM54 89H55V90H54ZM57 89H58V91H57ZM59 89H60V90H59ZM61 90H65V92H64V91H61ZM47 91H49V93H47ZM59 91H60L61 93H60ZM68 91H69V93H67ZM11 92H14V93L11 94ZM63 92H64V94H62ZM53 94H51V95H53ZM7 95H6V98H7ZM69 95H70V94H69ZM65 96H64V98H65ZM6 98H4V99H5V103L8 102L9 105L6 104L7 106H5L4 108H7V107H8V108H10V109H18L19 107H18V106H15V105H18L17 102L19 103V102H22V101H23L22 99L19 100V99H17V98L15 99V98L13 97L17 102H16L15 100H12V99H13V98H12L11 101H12V102L14 101L15 103H11V101H9L10 98H9V99H8V98L6 99ZM40 98L42 99V97H40ZM40 98H39L38 100H41ZM35 100H36V99H35ZM35 102H36V101H35Z\"/></svg>", "mask_w": 264, "mask_h": 264}, {"label": "rangeland", "instance_id": "374dc122", "mask_svg": "<svg viewBox=\"0 0 264 264\" xmlns=\"http://www.w3.org/2000/svg\"><path fill=\"white\" fill-rule=\"evenodd\" d=\"M263 16H264V15H263ZM261 17H262V16H261ZM263 20H264V17H263ZM259 21L262 22V19H261V20L259 19ZM263 23H264V22H263ZM194 39H195V40H194ZM197 40H198V39H197L196 37H195V38L193 37V41L196 42ZM193 41H192V39H191V41H189V44H190V43H193V44H194L195 42H193ZM197 42H198V44L195 43L196 46L199 45L200 43H203V41L200 42V43H199V41H197ZM205 42L207 43V44H205V45H207V47L210 48V49L206 48V46H202L203 44H200V45L198 46V48H197V52H198V49L201 50V51L199 50V51H200L199 53L202 54V56L200 55L201 57H200L199 55L197 56L198 53H197L196 51H193V50H190V49H186V50L189 51V52H188V51L185 52V53H187V54H186V56H187L186 58H188V53H189V58H190V55H193V54L191 53V51H192L193 53H194V52L197 53L196 56H194V59L197 57L198 59L196 58V60H198V61L200 62V61L203 59L202 57H204V56L206 57V54H205V53H206L207 51H205V50H208L209 53H210V50H211V53L213 52L212 54H213L214 57H215V56H218L219 54H221V55H219V56H222V58L225 57L224 59H231V57H233V58L231 59V61H230L229 63H228L229 60H228V61H227V60H226V61L224 60L225 63H223V62H222L223 59H218L219 56L217 57L216 60L214 59V57H213V58L210 57L211 60H209V58L207 57L206 60L208 59V60H207V63H208V64L206 63L205 58H204V60H202V63L205 62L206 65H205V63H204V65L199 63V65L205 66V69H206V66H207V70H208V71H209V70L211 71V70H214V69L216 70V71H214V72H211V73L215 74V76H214L213 74H212V75L209 74L210 71H209V73H208L207 71H205L204 69H202V68H204V67H201V70H200V68H199V71H200V72L205 71V72H207L209 75L212 76V77L210 76V78H212V79H211V82H212V85H213V86L210 85L209 87L206 88V86H208V85H206V83H207V82H209L208 84L211 83V82H210V78H208L209 76L206 75L207 73L204 74V72H203V73H200V72H199L200 75H203V74H204V75H206L207 78L209 79V81H207V82L204 84L202 81H206L207 78H206V80H205V78H201V77L199 78V76H200L199 74H195L196 71H198V70H196V69L194 68V64H195V67H197V66L199 67V65H198V61H196V60H194V59H190V61H191V60H194V61L197 62V63L194 62V61H193L194 63L192 62V64H193V69L196 70V71H194V73H192V72H193V71H192L193 69L191 68V66H190V68H191L192 70H191V69H183V68H185L186 66L188 67L189 64H190L191 62L188 63V65H187L188 60H187L186 63H185L186 60H183L185 64H184V63L182 64L183 61H178L180 58H182V59L185 58V57H184V56H185V53L183 54V55H184V56H183V55H181V52H178V55H179V53H180V55L183 56V57H181V56L179 57V56L175 53V56H177V60H176V61H177L178 63L175 64L176 61H175V62H174V61H173V62L171 61V62H170V63H171V67L176 66V65L179 67V65H180V66L183 65V68H182V69H181V68H178V70L176 71V70H174L173 68H172V69H171V68L168 69L170 66H169V67L167 66V68H166L167 70H165V71H161L160 69H159L160 71L156 70V71H155V74H159L160 72H161V73H160L159 75H154V76L151 75L152 77H150V79L152 78L151 80L154 79V80H155V83H157V82H160L159 80H158V81L156 80V79H158V78H157L158 76L161 77V74H162V77H164L163 75H165V74L167 75V77H164V79L166 78L165 80L168 81V83L165 82L166 86H165V84H163V83H159V84L161 85V86L159 85V86H160L159 88H161V89L163 88L162 90L160 89L162 92H163V90H165V91L163 92V93L165 94V96L168 94V92H169L170 90L173 89V90H172L173 92H170V93L174 94L175 97H174V95H173V98H172V96L170 95V93L167 95V96H169V95L171 96L172 101H173V100H178V99H179V98H178L179 96H177V95H179V93L182 92L183 90H185V91H184V94H185V93L187 94L188 91H190V90H188L190 87H192V89H191V88H190V89L193 91V89H194L193 86H194V83H195V82H192V79H193V76H194L195 78H197V77H196L197 75H198V78H199L198 80H199V81H197V85H196V83H195V86L198 87V83L201 81V82L203 83V85L201 84V85H202L201 90H202V88H204V90H206L205 92H201L200 89H199V90H196L197 92H199V94L195 93L197 96H198V95L200 96V94L203 95V93L205 94L206 92H207V94H208L209 89H210V90H211V89H215V88H213V87H215V85H216V87H218L219 82H222V83H220V84H223L224 81H225V82L228 81V83H229V81H230L231 83L233 82V83H234L233 85H234V86L236 85L235 87H237L236 89L239 88L238 86H240V84L236 81V78H234L235 81H233V77H237V76H239V75L241 74V73H240L241 71H239L240 69L237 70V68L234 67L235 64H233V63H234V62H233V59L235 60V58H236L235 55H237V53L235 52L233 56H230V57L228 56V57L226 58L227 54L231 55V54L233 53L234 50H233V51H232V50H229V51H232V53H231V52L228 53V52H229L228 50H223V49H224V48H222L223 46H219V45H218L219 47L216 46L217 44H216V42H215V40H214L211 44H214V43H215L214 46H216V47H215V49H213V51H212L211 48L214 47V46H213V45L210 46V43L208 44V42H211L210 39L207 40V41H204V43H205ZM193 44H192V45H193ZM208 45H209V46H208ZM200 46H202V47H200ZM191 47L194 48V46H191ZM191 47H189V48H191ZM203 47H205L206 49H204ZM184 48H185V47H183V49H184ZM187 48H188V47H187ZM217 48H218V49L220 48V49L222 50V52H223V51H225V52H223V53L220 52V53L215 54L216 52H218V51H217V50H218ZM160 50H161V49H160ZM160 50L155 51V53L160 54ZM186 50H182V51H186ZM194 50H196V49H194ZM202 50H203V52H202ZM214 50H216V51L214 52ZM163 51H164V49L162 50V52H163ZM219 51H220V50H219ZM175 52H176V51H175ZM163 53H164V52H163ZM163 53H161V54H163ZM173 53H174V52H173ZM203 53H204L205 55H204ZM209 53H207V54L210 56L211 53H210V54H209ZM226 53H227V54H226ZM157 54H156V55H157ZM161 54H160V56H162ZM214 54H215V55H214ZM222 54H223V55H222ZM224 54H225V55H224ZM211 56H212V55H211ZM191 57H192V56H191ZM234 57H235V58H234ZM238 57H239V56L237 55V58H238ZM178 58H179V59H178ZM189 58H188V59H189ZM199 58H200V59L202 58V59L200 60ZM215 58H216V57H215ZM220 58H221V57H220ZM212 59H213L215 62H216V61H217V62H216V63L213 62ZM220 60H222L221 62H222L223 65L220 64L221 62H220V63L218 62V61H220ZM238 60H239V59H236V61H238ZM164 61L167 62L166 60H164ZM236 61H235V62H236ZM128 62H131V59H129ZM128 62H126V64H127L126 67H128L130 64H132V63H128ZM226 62H227V63H226ZM231 62H232V65H231V68H230L229 65L231 64ZM172 63H174L173 66H172ZM180 63H181L182 65H181ZM217 63H218V65H215V64H217ZM239 63L241 64V61H240ZM167 64H168V63H167ZM178 64H179V65H178ZM192 64H191V65H192ZM224 64H225V65H224ZM240 64H239V65H240ZM196 65H197V66H196ZM208 65H209V67H211V69L208 68ZM220 65H221V66H224V68H225L226 66H229L228 68H225V69H226V70L228 69L230 72H229V71H224V72L222 71V72H221L220 69L223 70V69H224L223 67L220 68V69H218V71H219V72H218L217 69H216L215 67H218V66L221 67ZM239 65H236V66H239ZM177 66H176V67H177ZM126 67L123 66L120 70L124 69V70H122V71H123V73H125V72H126V71H125V68H126ZM198 67H197V68H198ZM213 67H214V68H213ZM219 67H218V68H219ZM232 67L234 68V70H231V69H233ZM239 67H241V65H240ZM239 67H238V68H239ZM159 68H160V67H159ZM212 68H213V69H212ZM129 69H130L129 67H128V70H127V68H126V70H127V76H128V77H131L132 75H131V73H129V72H131V70H129ZM161 69H162V67H161ZM176 69H177V68H176ZM168 70H169V71L172 70L171 72H173V70L176 71L177 73L174 74L175 77H171V76H174V75H172L173 73L169 72ZM187 70H188V71H187ZM190 70H191V72H189ZM202 70H203V71H202ZM128 71H129V72H128ZM166 71H168L171 75H168L169 73H168V72L166 73ZM179 71H184V72L187 71V73H184V72H183V74H182V73H180ZM233 71H234V72H233ZM156 72H159V73H156ZM178 72H179L180 74H178ZM215 72H216L217 74H216ZM220 72L223 73V74H225V72H228V74H226L225 77L223 78V75H222V76H221V75H218V74H221ZM232 72H233V73H232ZM236 72H239L240 74H239V73L235 74ZM174 73H175V72H174ZM190 73H192V74L190 75ZM197 73H198V72H197ZM129 74H130V76H129ZM181 74H182L183 76H184L185 74H189V75H190V76L188 75L189 78L185 77V80L187 81V84H188V81L191 80V82H192L193 85H192V84L186 85V84H185V82H186L185 80H184V81H181V80L184 79L183 77H181V76H182ZM194 74H195V75H194ZM231 74L233 75V77L230 78L229 76H230ZM234 74H235V76H234ZM238 74H239V75H238ZM166 75H165V76H166ZM177 75H178V77H179V75H180L179 78H183V79H181V80H180V79H177V78H178ZM216 75H217V76H216ZM232 75H231V76H232ZM236 75H237V76H236ZM119 76H120V75H119ZM121 76H123V74H122ZM121 76H120V77H121ZM124 76H126V74H124ZM155 76H156V77H155ZM169 76H170V78H169ZM186 76H187V75H186ZM191 76H192V78H191ZM213 76L216 77V78L218 77L217 79H218V80L221 79V81L219 80V82H218V80H217L218 84H216V83H217V82L215 81L216 79H215L214 81H212V80H213ZM240 76H241V75H240ZM240 76H239V77H240ZM153 77H154V78H153ZM162 77H161V79H163ZM203 77H205V76H203ZM174 78H176L177 80L174 81V80H173ZM186 78L189 79V80H187ZM190 78H191V79H190ZM228 78H229V79H232V80H225V79H228ZM168 79H169V80H168ZM200 79H201V80H200ZM148 80H149V79H148ZM148 80H147V81H148ZM154 80H153V83H154ZM165 80H164V81H165ZM172 80H173V83H172V82H169V81H172ZM196 80H197V79H196ZM161 81H163V80H161ZM176 81L181 82V83H184V86H183V85H180V86H181V89L179 88L178 83L176 84L177 86H176V85L174 86V83H175ZM193 81H194V80H193ZM112 82H113V81H112ZM112 82H111V83L109 82V83H107V84H104L105 82H103V84L105 85V86L103 85L104 87H106V86L109 87V89H105V88H104V89H105L104 92L101 91V90H103V87H102V84L99 83V82L96 83L97 86H99V87H97V90L95 89L96 87L94 88V86L96 85L95 83H92V85H91L90 83H85L83 86H85V85L87 86V85L89 84V86H87L86 89H84L83 87H81V85H80V87H79V85H77V84H71V87L73 86L72 88H73V91L75 92V94H77V90H78V88H79V89L81 90V92H82V93H81V92H78V94H83L84 91H82V90L88 91L89 94L92 93V92H94L95 90L98 91L97 94H96V91H95V94H94V93L91 94L92 96H95V95H96L97 98L99 97L98 102H96V101H97V100H96V97H94V98H95V99H94L92 96H91V97L88 96L89 98H87V99H86V98H85V99H80V102H81V101H87L88 99H89V100L91 99L92 101L95 100L93 103H102V102H104V99L106 98V97H105V98H104V97H103V98L101 97L102 99L100 98V96H99L98 94H99L100 92H102V93H106L105 95H106L108 98H109V96H113V98L110 97L109 100L117 99V100L119 101V102H118V101L116 100L117 103H120V100H119L120 98L123 99V98H125V95H126V97H127L128 94H131L132 96L129 95L128 97H133L134 100H138V102H137V101H136V102L134 101L135 103H138V104H139V101H140V104L143 105V101H141V100H143L144 97L141 98L140 96L146 94V92H147L148 90H147V91L145 90L146 92L143 90L145 93L141 94V93L143 92L142 90H141V91H140V89H139V90H134V89L131 87V86H133L134 84H133V85H132V84H129V86H127L128 84H127V85L124 84V85H125V86L123 85V86H124V89H120V90H118V91L124 90V91H122V92L124 93L125 90H126V87H127V89L129 88V89L127 90V91H128V94H124V95H122V94L119 93V95H118V93H117L118 91L116 92V91H113V90H112V88H114V87H112V86H113V85H112ZM215 82H216V83H215ZM145 83H146V82H145ZM149 83L151 84V82L149 81V82L146 83V85H147V84L149 85ZM153 83L150 85V86L153 85L151 88H153L155 85L157 86V84H155V83L153 84ZM213 83H214L215 85H214ZM231 83H229V84H231ZM235 83H237V84H235ZM93 84H94V85H93ZM100 84H101V85H100ZM108 84H111L112 86H111V85H108ZM167 84H168V85H169V84H170V85L172 84L171 87H172V86L175 87V88L178 87L177 90H181V91L178 92V93L176 92L177 94H175V90H176V89H174V88H168V89H167V86H168ZM179 84H180V83H179ZM220 84H219V86H221ZM224 84H227V83H224ZM130 85H131V86H130ZM162 85H163V86H162ZM170 85H169V86H170ZM185 85H186L187 87L190 86V85H192V86H190V87L187 89V87H186ZM199 85H200V83H199ZM204 85H206V86L203 87ZM76 86H77V87H76ZM100 86L102 87V89H101ZM211 86H212V88H211ZM234 86H233V87H234ZM75 87L77 88V90H76ZM110 87H112V88H110ZM134 87H135V88H138V85H134ZM164 87H166V88H164ZM182 87H183V88L186 87V89H185V88L183 89ZM197 87H196V89H197ZM233 87L231 86L230 88H233ZM235 87H234V88H235ZM91 88H94L95 90H94V89H91ZM98 88H99V89H98ZM151 88H150L149 90H151ZM154 88H155V87H154ZM198 88H200V87H198ZM205 88H206V89H205ZM240 88H242V87L240 86ZM255 88H257V89H259V90L254 92L253 90H255ZM255 88H251V89H252V92H254V93H253V95H252V93H251V91H250V92L248 93V95H249V94H251V95H249V96H254V95H256V93L259 94L261 91H262L261 94L264 92V87L261 88V90H260L259 87H255ZM74 89H75V90H74ZM100 89H101V90H100ZM166 89H167V92H166ZM228 89H229V88H228ZM251 89H250V90H251ZM80 90H78V91H80ZM90 90H94V91L91 92ZM109 90H110V92L112 91L111 93H113V94H111V93L109 94ZM168 90H169V91H168ZM177 90H176V91H177ZM187 90H188V91H187ZM194 90H195V89H194ZM215 90H216V89H215ZM215 90H212V91H209V92H213V91H215ZM231 90H232V89H231ZM233 90H234V89H233ZM243 90H244L243 88L240 89V90H238V92H237V90H236V93H239V94H237L236 96H238V97L241 98V97H243L245 94L247 95L246 91H248L249 89H246L245 91H243ZM127 91H126V92H127ZM132 91H134V93H133ZM139 91H140V93H139ZM186 91H187V92H186ZM192 91H190L191 93H190V92L188 93V94H190V96H191V94L193 93ZM196 91H195V92H196ZM226 91H227V90H226ZM228 91H229L230 93H233L234 95L236 94L235 91H234V92H232V91H230V90H228ZM228 91H227V93H228ZM242 91H243V93H242ZM259 91H260V92H259ZM71 92H72V91H71ZM74 92H73V94H74ZM88 92H85V93L88 94ZM122 92H121V93H122ZM126 92H125V93H126ZM130 92H131V93H130ZM149 92L151 93V92H154V91L151 90V91H149ZM223 92L225 93V89H224V91L221 90V93H223ZM85 93H84L83 95H85ZM102 93H101V95H102ZM116 93H117V94H116ZM132 93H133V94H132ZM137 93H139L138 95H140V94H141V95L138 97ZM215 93H216V91L213 92V93H211V95L213 94L212 97H214V95L216 96ZM230 93H228V95H229V97L231 98L233 94H231V96H230ZM244 93H245V94H244ZM89 94H88V95H89ZM107 94H108L109 96H108ZM115 94H116V95H115ZM153 94H154V93H153ZM158 94L160 95V93H158ZM164 94H162V95H164ZM188 94L186 95V96H188V98H189V100H188L187 103H189V102L191 103V102H193V101H194V102L198 101L197 99H195L196 101H195V100H190V99H192V97H194V98H196V97H195L194 95H192V96L190 97ZM207 94H206V95H207ZM241 94H242V96H241ZM97 95H98V96H97ZM105 95H102V96H105ZM120 95H122L123 98H122V96L120 97ZM135 95H136V97H134ZM147 95H148V94H147ZM162 95H161V96H162ZM182 95H183V94H181L180 97H182ZM222 95H223V94H222ZM224 95H225V94H224ZM239 95H240V96H239ZM115 96H116L117 98H116ZM145 96H146V95H145ZM165 96H163V98H164ZM207 96H208V95H207ZM249 96H244V97H248V98L244 99V97H243V99H241V100H245L246 102H247V100H248L247 103H246L245 101H244L245 103L243 102L244 105H245V108H244V106H243V107H242V106H239L240 108L242 107L243 110L245 109L244 112H243L242 109L239 111L240 108L237 109V110H236V109H232L233 111L236 110V115H238V113L243 115V114L245 113V111L247 112L248 107H250L251 109L254 107V103H253V105H252V104H249L250 106L248 105V103H250V102L252 103V102H253V101H251V99L249 100V98H252V97H249ZM258 96H260V94H259ZM258 96H256V97L254 96V97L256 98V101H258V99H259V98L257 99ZM261 96L264 97V94L261 95ZM261 96H260V97H261ZM119 97H120V98H119ZM128 97H127V98H128ZM176 97H177L178 99H177ZM200 97H201L202 99H199ZM200 97H198V99L200 100L201 103H208V101L212 100L209 96L206 97L205 95H203V96H200ZM203 97H204V99H207V100L209 99V100H208V101L205 100V102H204V101H203V100H204ZM216 97H217V96H216ZM216 97H214V98H216ZM254 97H253V98H254ZM108 98H107V100H108ZM135 98H136V99H135ZM163 98H162V99H163ZM214 98H213V99H214ZM234 98H237V97H234V96H233V98H232V100H231L232 102H233V100H239V99H240V98H239V99H234ZM253 98H252V100H254V102H255V99H253ZM100 99H101V100H100ZM125 99H126V98H125ZM139 99H140V100H139ZM167 99H168V98H167ZM169 99H170V98H169ZM182 99H183V98H182ZM263 99H264V98L261 99L262 102L264 101ZM70 100H71V101H70ZM70 100H69L68 102L72 103V100H73V99H70ZM76 100H77V101H76ZM89 100H88V101H89ZM91 100H90V103H92ZM99 100H100V101H99ZM105 100H106V99H105ZM109 100H108V101H109ZM131 100H132V99H131ZM131 100H130V98H129V101H128V102H130ZM185 100H186V99H185ZM201 100H202L203 102H202ZM215 100H216V99H214V100L212 101V103H213ZM217 100L220 101V99H217ZM241 100H239V101H241ZM261 100H259L260 102L258 101L259 104L262 103ZM73 101H76L75 103H77V102L79 101V99H78V98H75V100H73ZM116 101L114 100L113 103H116ZM126 101H127V100H126ZM168 101H169V100H168ZM178 101H179V102H178ZM178 101H176V102L180 103L181 99H179ZM186 101H187V100H186ZM186 101H185V103H186ZM239 101H236L235 103H238ZM249 101H250V102H249ZM110 102H111V101H109L108 103H105V102H104V103H105V104H110ZM123 102H125V100H124ZM128 102H127V104H128ZM132 102H133V101H131V103H132ZM134 102H133V103H134ZM141 102H142V103H141ZM170 102H171V100H170ZM176 102H175V101H174V102H171L173 105H172V107H170V108H168V109H169V110H173V109H175V104H177ZM181 102H182V101H181ZM183 102H184V101H183ZM200 102H199V103L197 102V105H198V106H196V107H195V106H194V107L189 106L190 109H192V110L203 109V108H198V107L200 106V104H201ZM215 102H216V101H215ZM215 102H214V103H215ZM217 102H218V101H217ZM217 102H216V103H217ZM220 102H221V101H220ZM220 102H219V103H220ZM222 102H223V101H222ZM111 103H112V102H111ZM125 103H126V102H125ZM135 103H134V104H135ZM174 103H175V104H174ZM239 103H240V102H239ZM241 103H242V101H241ZM241 103H240V105H241ZM243 103H242V104H243ZM256 103H257V102H256ZM256 103H255V104H256ZM138 104H136V105H138ZM191 104H193V103H191ZM194 104H196V103H194ZM209 104H210V103H209ZM246 104H247V105H246ZM259 104H257V105L259 106ZM251 105H252L253 107H251ZM257 105H255L256 108H254V109H252V110L258 109V108H257ZM261 105H262V104H261ZM263 105H264V103H263ZM246 106H247V107H246ZM189 107H188V108L185 107V108H183L182 110H185V109L190 110ZM263 107H264V106H260V109H262V111L264 110ZM104 108H106V107L101 108V110H104ZM179 108H181V107H179ZM250 108H249V109H250ZM84 109H85V108H83L82 110H84ZM88 109H89V108H88ZM106 109H107V108H106ZM113 109H114V110L117 109V110H119V111H120V110H123V109H124V111H127V110H128V108H125V107H124V108L122 107V108H119V109H118V108H110V107H109L108 110H113ZM177 109H178V108H177ZM177 109H176V111H178ZM209 109H211V107H207V108H205L204 110H209ZM215 109H217V108H215ZM249 109H248V111H251V112H252V110H249ZM59 110H60V109H59ZM59 110H58V111H59ZM73 110H75V109H73ZM80 110H81V109H80ZM86 110H87V109H86ZM98 110H99V109H98ZM129 110H132V108H129ZM133 110H134V108H133ZM211 110H212V109H211ZM55 111H57V110H55ZM237 111H238V112H237ZM242 112H243V113H242ZM248 113H250V112H247V113H245V114L248 115ZM201 115H202V116H201ZM201 115H200V114H196V116H198V118H197L196 120H199V121L202 120V122H199V121H198L199 124L202 123V124H201L202 126H206L205 124H207V122H209V121H207V120H209L208 118H210V121H211V120L215 119V117H216V118H220V117H223V116H224V115L222 116L221 114H220V116H219V115L216 116V115L214 114V116H213V115H210V117H209V115L207 114L206 117H207V116H208V117H207V119H205V115H204V116H203V114H201ZM236 115H235V116H236ZM53 116H54V115H53ZM72 116H74V115H72ZM79 116H80L81 118H84V119L88 118L89 121H91L92 118H93V115H86V114H84V117H83V114H82V115H79ZM108 116H109V115H108ZM175 116H177V117H181V116L178 115V114L173 115V117H175ZM218 116H219V117H218ZM58 117H59V116H58ZM58 117H57V116H54V117H53V119L55 120V122H56V119H57ZM61 117H62V116H61ZM63 117L65 118V116H63ZM213 117H214V118H213ZM89 118H91V119H89ZM112 118H113V116H112ZM212 118H213V119H212ZM181 119H182V118H181ZM184 119H185V118H184ZM184 119H182V120H183V121H181L182 123L184 122ZM176 120H179V118H176ZM204 120H206V121L203 122ZM61 121L63 122V124L61 123ZM65 121H66L65 119H62V118L60 119V117H59V119H57L58 126L63 128V125H64V126L66 125ZM86 121H87V120H84V126H85L86 124L88 125V123H89V122L87 123ZM57 122H56V126H57ZM85 122H86V123H85ZM59 123H60V124H59ZM184 123H185V122H184ZM220 123H221V122H220ZM222 123H224V121H222ZM72 124H73V120L70 122L69 127H72ZM76 124H77V125H76ZM217 124H219V123H217ZM74 125H75V126H73V127H77V126H78V122L75 123ZM201 125H199V126L202 127ZM220 125H221V124H219L218 126H220ZM223 126H224V125H223ZM225 126H226V124H225ZM225 126H224V127H225ZM66 127H67V126H66ZM206 127H207V126H206ZM220 127H221V126H220ZM226 127H227V126H226ZM202 128H203V127H202ZM71 131H75V130L72 128ZM20 133H21V132H20ZM73 133H74L75 136H76V132H73ZM62 135L64 136V134H62ZM73 136H74V135H73ZM64 137L67 138V136H64ZM97 142H98V141H97Z\"/></svg>", "mask_w": 264, "mask_h": 264}]
</instances>
